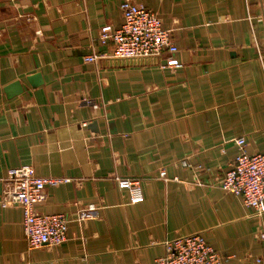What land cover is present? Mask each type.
<instances>
[{
	"label": "crops",
	"instance_id": "0c3cea01",
	"mask_svg": "<svg viewBox=\"0 0 264 264\" xmlns=\"http://www.w3.org/2000/svg\"><path fill=\"white\" fill-rule=\"evenodd\" d=\"M121 2L0 0V198L29 166L68 180L35 213L70 221L66 243L29 251L21 208L0 203V264H154L192 234L221 264H264V214L218 187L234 140L264 154V0H132L171 32L177 67L85 64L112 55L98 37ZM116 179L138 180L142 202Z\"/></svg>",
	"mask_w": 264,
	"mask_h": 264
},
{
	"label": "built area",
	"instance_id": "2783aa9c",
	"mask_svg": "<svg viewBox=\"0 0 264 264\" xmlns=\"http://www.w3.org/2000/svg\"><path fill=\"white\" fill-rule=\"evenodd\" d=\"M122 22L117 28L105 26L100 29L98 40L101 45L111 44L112 55H90L83 59L85 64H96L102 60L111 65L143 66L154 64L167 56L161 68L177 67L174 55L178 49L171 41V32L164 27L161 18L132 0L120 4ZM238 153L232 166L218 182L225 193L238 198L254 215L264 214V154L248 155L243 137L234 140ZM183 167H189L182 161ZM164 177V172L160 173ZM67 179L40 177L32 167L24 166L9 170L1 180L2 207L17 206L22 212V226L27 250L42 247L53 248L67 242L69 219L64 214L38 215L35 207L46 200V188ZM120 189L128 190L131 204L142 202L143 196L138 180L116 179ZM93 206L79 212L78 222L92 218ZM264 240V234H260ZM164 256L154 264H221L220 257L201 234L182 236L168 242Z\"/></svg>",
	"mask_w": 264,
	"mask_h": 264
}]
</instances>
